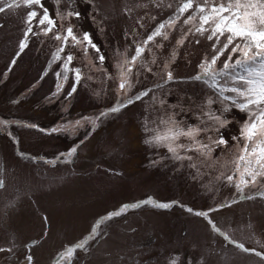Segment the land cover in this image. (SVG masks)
<instances>
[{
    "label": "rangeland",
    "instance_id": "rangeland-1",
    "mask_svg": "<svg viewBox=\"0 0 264 264\" xmlns=\"http://www.w3.org/2000/svg\"><path fill=\"white\" fill-rule=\"evenodd\" d=\"M78 2L79 10L84 14L78 25L92 33L106 57L104 67L113 75L117 50L123 52L132 45V38L126 37V33H132L135 27L138 32L135 38L143 39L173 10L166 6L157 9L149 3L148 8H136L129 17L123 12L125 4H143L148 0H95L99 8L97 19H103L104 32L101 33L88 17V7L82 0ZM169 2L165 0V5ZM44 3L55 16L52 0H44ZM26 11L21 8L16 14H0V118L51 128L65 120L97 115L113 105L116 102L114 84L106 82L104 73L95 70L90 73L94 79L83 80L69 101H64L63 95L51 103L46 101L44 98L54 89L56 82L53 74L56 65H52L49 74L37 83L54 50L51 40L41 44L42 36L39 40L32 37L12 71L3 75L18 50ZM146 12L148 15L140 27L136 20ZM170 35V41L163 42V49L157 50L149 45L157 53L158 64L162 65L170 53L177 51L172 66L174 75L177 78L194 75L197 63L210 51L208 42L202 40L197 45L190 39L183 48L176 49L180 28ZM133 51L134 46L128 48L129 54ZM145 59H152L147 51ZM74 63L82 67L86 61L78 58ZM152 67L155 75L142 72L134 91L153 87L160 80V68ZM84 71L89 74L88 69ZM68 86L65 85L66 90ZM168 87L171 93L164 97L167 102L179 103L185 108L193 103L187 97L193 96L199 102L204 92L200 84L173 83ZM97 91L101 92L99 97L95 95ZM157 95H160L159 90ZM13 100L19 102L13 104ZM65 106L67 111H64ZM151 106V99L145 97L142 102L102 120L95 129L85 126L71 135H47L15 125L0 133V165L4 167L7 185L6 190L0 191V248L12 249L11 252H0V264H20L29 252L34 264H52L60 251L90 231L97 218L123 204L149 196L158 201H177L196 210H206L236 199L238 202L232 206L211 213V219L230 240L264 252V199H242L234 186L216 182L215 176L220 171H227L218 166L202 180L194 181L195 170L187 166L181 168L179 163L169 159L162 160L159 165L151 163L166 155L165 149H153L144 143V117L153 119L159 112L158 103L155 105L157 111H146ZM186 118L189 124L197 123L190 113ZM244 118L243 114L236 116L239 122ZM7 132H12L19 142L13 144ZM236 134L238 124H233L231 132L225 133L229 148L214 153L221 157V161L232 158L231 136ZM81 140L84 142L72 163H65L62 158L54 165L46 162L55 160ZM222 151L224 156H221ZM21 152L38 159H21L18 155ZM209 182L214 185L212 192L203 187ZM258 188L260 186L245 189V195ZM16 199L19 200L18 206L7 210L6 203ZM43 217H47V223ZM105 230L107 235L103 236ZM101 233V237L89 242V251L77 250L73 254L72 264H168L174 257L179 258V264H259L257 257L241 252L224 237L212 232L203 219L180 207L159 210L145 206L129 210L125 215L106 222ZM32 241L36 245L26 249L25 245Z\"/></svg>",
    "mask_w": 264,
    "mask_h": 264
},
{
    "label": "snow or ice",
    "instance_id": "snow-or-ice-1",
    "mask_svg": "<svg viewBox=\"0 0 264 264\" xmlns=\"http://www.w3.org/2000/svg\"><path fill=\"white\" fill-rule=\"evenodd\" d=\"M52 3L55 6V16L45 6L44 0H0V14L6 12L16 14L21 8L27 9L22 21L24 27L22 38L18 42V50L3 75L7 76L12 71L21 54L29 47L30 39L35 37L39 40L42 36L44 40L40 41L41 44L45 40H51L54 42V50L37 83L49 74L52 65H56L53 71L56 82L54 89L44 98L46 101L51 103L61 95L64 101H69L83 80L94 79L90 73L95 70L103 72L105 81L114 84L116 102L97 115L65 120L51 128H42L36 123H23L18 119L0 118V133L15 125L47 135L57 133L71 135L85 126L95 129L102 120L119 114L127 107L149 97L152 106L146 108V111H157L155 105L158 103L159 112L153 119L144 117L142 123L144 143L153 149L166 150L165 156L151 162L153 165H159L162 160L169 159L179 163L181 168L187 166L195 170L196 174L192 176L194 181L202 180L204 175L210 174L218 166L227 171H220L214 178L216 182L234 186L235 192L242 199L253 200L257 197L264 199V190H260L264 188V0H170L167 5L165 0H148V3L143 4H125L123 12L129 17L136 8H148L149 3L157 9L166 6L173 10L143 39L135 38L138 35L135 27L132 33H126V37L132 38V45L128 48L134 46V51L129 54L128 48L123 52L117 50V59L113 64L115 75L104 67L106 57L100 46L95 43L92 33L84 31L78 25V22L84 19V14L79 10L78 0H52ZM82 3L88 7L87 15L91 22L103 33V19H97L99 8L95 0H82ZM62 5L67 6L62 8ZM147 15L146 12L144 16L139 17L136 24L143 27V20ZM152 19L155 20L156 17L153 16ZM178 27L181 35L176 40V49L183 48L191 39L197 45L206 40L210 50L197 63L195 74L187 78H177L172 70L178 56L177 51L170 53L160 65L157 53L149 47L153 45L157 50L163 49V42L170 41V33ZM146 51L152 56L151 61L145 59ZM92 53H95V56H92ZM78 58L86 61L82 67L74 63ZM153 65L160 68L162 73L160 80L153 87L134 91L142 72L153 73ZM85 68L88 69L87 75ZM173 83L200 84L204 89L203 96L199 102H196L193 96L187 97L193 101L187 108L179 103L169 104L164 97L171 93L168 86ZM65 85H69L67 90ZM35 86L33 84V87ZM95 95L99 97L101 92L97 91ZM18 102L12 101L13 104ZM64 111H67L66 106ZM189 113L197 123H188L186 115ZM239 114L245 117L242 122L236 120ZM181 116L185 118L181 119ZM233 124H238V134L231 136L234 146L232 158L221 161V157L215 156L214 153L229 148V140L226 139L225 133L231 132ZM7 135L13 144L19 142L12 132H7ZM83 142L81 140L66 152L60 153L55 160L46 162L54 165L62 158L65 163H72V158ZM18 155L21 159H38L28 157L23 152ZM221 156H224L223 151ZM257 186H260L257 191L245 195V189ZM6 187L4 167L0 165V191L6 190ZM203 187L206 191L212 192L214 185L209 182ZM18 202V199L10 201L5 207L7 210H14ZM237 202L233 199L221 202L215 207L210 206L206 210H196L177 201H158L149 196L123 204L118 209L97 218L90 231L60 251L52 264H72L73 254L77 250L89 251L87 247L89 242L102 236L101 227L106 222L125 215L129 210L145 206L159 210L180 207L188 214L203 219L212 232L224 237L235 248L254 255L259 259V264H264V252L249 249L242 243L230 240L211 219V213ZM43 220L47 223V217H43ZM106 235L105 230L103 236ZM35 245L36 242L32 241L26 244L25 248L30 249ZM3 251L11 252L12 249L0 248V252ZM23 264H34L30 252ZM168 264H179V258H172Z\"/></svg>",
    "mask_w": 264,
    "mask_h": 264
},
{
    "label": "water",
    "instance_id": "water-1",
    "mask_svg": "<svg viewBox=\"0 0 264 264\" xmlns=\"http://www.w3.org/2000/svg\"><path fill=\"white\" fill-rule=\"evenodd\" d=\"M24 260H25V259H23V260L20 262V264H23Z\"/></svg>",
    "mask_w": 264,
    "mask_h": 264
}]
</instances>
